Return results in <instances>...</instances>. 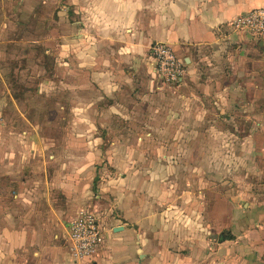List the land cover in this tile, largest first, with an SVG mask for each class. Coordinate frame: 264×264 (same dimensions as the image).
Returning a JSON list of instances; mask_svg holds the SVG:
<instances>
[{"label":"rangeland","instance_id":"1","mask_svg":"<svg viewBox=\"0 0 264 264\" xmlns=\"http://www.w3.org/2000/svg\"><path fill=\"white\" fill-rule=\"evenodd\" d=\"M134 2L140 6L136 30H154L151 7L157 4L155 33L157 39L164 38L170 0ZM78 9L70 0H0V232L5 233L10 216L15 231L26 220L32 226L46 224L45 237L60 239L68 223L84 210L95 216L102 234L104 217L98 207L105 200L98 189L105 176L116 173H130V177L134 173L143 198H150L149 182L158 181L159 202L173 205L163 209L164 216L181 222L180 173H190L191 212H184L190 227L173 224L170 231L173 236L177 229L193 234L188 235L189 241L181 240L186 234L177 235V243L170 244H175L180 259L189 257L188 264H214L213 256L206 257L223 237L235 240L231 228L243 236L256 229L247 224L238 231L234 228L235 217H247L248 203L253 205L251 219L264 212V67L257 69L261 64L255 63L256 74L246 66V58L264 61L262 42L236 27L235 20L222 25L218 34L225 40L218 45L219 53L204 45L193 52L207 56L197 60L194 70L202 84L187 82L173 89L177 86L156 81L151 49L154 44L170 47L183 66L180 57L188 53L160 40L146 45L140 41L101 44L98 41L107 40L106 35L92 34V21ZM95 45H101L100 49L94 50ZM98 56L115 61L116 69L120 65L119 74L126 76L127 95L134 102L127 99L130 106L121 109L122 115H104V123L111 126L107 130L73 129L79 114L74 106L86 104L87 90L80 85H87L86 73L95 68H86L83 60ZM231 58L237 64L230 63ZM251 72L255 74L252 82ZM179 92L191 99L189 112L175 117L184 129L167 135L149 125L140 130L120 128L125 121L154 123L150 97ZM259 93L262 98H257ZM166 101L159 106L164 109ZM175 137H188L190 145L166 142ZM10 160L13 173H19L11 180L2 176ZM164 173H175L167 189L161 182ZM145 246H150L148 240ZM25 252V257L21 250L15 254V264H33L31 251ZM158 261L166 264L165 258Z\"/></svg>","mask_w":264,"mask_h":264},{"label":"crops","instance_id":"2","mask_svg":"<svg viewBox=\"0 0 264 264\" xmlns=\"http://www.w3.org/2000/svg\"><path fill=\"white\" fill-rule=\"evenodd\" d=\"M134 1L70 0L71 5H76L79 8L78 10L82 12V17L92 21L90 26L92 34L101 33L106 35L104 37L107 40L98 41L101 44L111 43L123 46L125 42L132 45L139 41L143 45L148 42H158L160 39H157L155 33V27L158 24L155 16L157 15V4L151 7V10L155 11L150 20V25L154 30L146 28V32H140L135 27L140 6ZM259 8H264V0H170V2H167L166 32L165 37L160 41L169 44L177 52L179 50L189 54L180 57L184 62V73L182 72L184 77L181 78L180 83L175 85L177 88L173 89H178L187 82L201 85L202 77L194 74V70H196L197 60L207 56L194 55L193 52L201 51V47L204 45L209 47L208 49L212 48L213 53H219L222 49L218 45H222V41L225 40L219 37L218 33L222 31L219 30V27ZM235 39L239 38L235 37ZM261 44L264 47V43ZM100 47L101 45H95L94 50L100 49ZM214 47L215 49H213ZM263 47L261 48L263 49ZM97 59H100V62ZM83 61L86 68L90 66L95 68L86 73L87 85H84L85 87L80 85L87 90L84 96L86 104L84 106L80 104L74 106L73 111L79 114L74 118L76 123L73 125V129L107 130L111 126L104 123V115H122L125 111H121V109L126 105L130 106L127 103L130 95H127L126 76L122 77L119 74L120 65H118L117 70L115 61L113 62L110 58L103 60L99 56L87 57ZM229 61L233 65L238 62L233 58ZM255 63L257 65L261 64L258 65L257 69L264 67L263 60L253 61L251 58H246L248 71L254 70V73L258 74V71H255ZM210 65L213 66L214 63L210 61ZM192 72L193 77L189 78L188 75ZM254 73L248 74L251 82L255 81ZM205 84H208V81ZM246 89L247 92L252 90L247 85ZM263 93L264 91H262V95ZM252 96L254 98V93ZM78 98L83 99V96H77ZM164 98L167 101L163 109V105L159 106V103ZM257 98H262L260 93ZM129 100L134 102L133 98ZM150 100L153 101L150 113L151 121L153 120L154 123L145 124L125 121L120 128L140 130L142 127L149 125L150 128L154 127L157 130L165 131L167 135L175 129H184V126H178L179 121L175 120V117L179 116L180 113L184 115L189 112L190 109L187 103L191 100L190 96L181 92L167 97L156 94V96L150 97ZM195 100H198V96ZM144 108L143 105L142 109ZM184 108H187V110L184 111ZM166 142L171 146L178 144L182 146L190 145L188 137H175V141L169 139ZM12 165L13 162L10 160L6 165L7 173H2L3 177L10 180L19 176V173H13ZM198 172L201 175L204 174ZM111 175L114 176L104 177L98 189V194L105 200L101 204L102 207L100 208V205L98 207L103 212L102 216L104 217L102 243L91 259L78 264H160L159 258H165L166 264H188L189 257L180 259L179 254L175 252V244L170 243L176 241L177 235L183 237L184 234L187 237L181 240L189 241L188 235L193 233L184 229H177L175 231L177 235L173 236L170 226L180 224L181 226L190 227L186 224L190 221L188 216H184V212L187 214L191 212V204L189 203L190 173H180L181 185L178 188L181 191V222L172 221L171 218L164 216L163 209L170 210L173 205L169 204L168 201L162 205L159 202L158 181L152 182L151 180L149 182L150 198H143L139 195L140 192L134 179V173L132 177H130V173ZM163 177L165 179L161 180L163 182L162 187L167 189L169 184L174 182L175 173H164ZM155 178H158V176L156 175ZM154 185H156L155 192L152 191ZM36 191L32 190L33 193ZM252 208L253 205L248 203L247 217H235L233 219L235 220L234 228L237 230L247 224L256 227V229L252 230L251 228L248 234L243 236L240 235L238 230V234L233 233L231 228L235 240L232 241L223 237L217 243V247L211 248L213 254H208L206 258L213 256L214 264H264V212L259 215V218L252 216L251 219ZM57 219H59L58 216ZM14 222L13 217L7 216L5 233L0 232V264H15V254L19 250L22 251V257H25L26 250L31 251L33 264H77L72 261L64 240L67 227L60 239L58 236L55 237L58 240L56 241L50 236H46V239L43 233V229L47 228L46 224L39 223L32 226L29 221L22 220L21 230L15 231ZM118 228L122 230L116 232ZM147 240L150 242L149 247L145 246ZM3 243H5L4 252ZM2 257H4V260H1ZM189 264L194 263L191 261Z\"/></svg>","mask_w":264,"mask_h":264},{"label":"built area","instance_id":"3","mask_svg":"<svg viewBox=\"0 0 264 264\" xmlns=\"http://www.w3.org/2000/svg\"><path fill=\"white\" fill-rule=\"evenodd\" d=\"M235 24L258 42L264 43V8L254 9L238 17ZM151 59L156 80L166 86L180 83L183 65L170 47L154 44ZM64 240L74 263L91 259L102 243L100 226L95 216L84 210L80 211L68 223Z\"/></svg>","mask_w":264,"mask_h":264},{"label":"water","instance_id":"4","mask_svg":"<svg viewBox=\"0 0 264 264\" xmlns=\"http://www.w3.org/2000/svg\"><path fill=\"white\" fill-rule=\"evenodd\" d=\"M260 46H262L263 47V45L262 44H260ZM122 229L121 228H118V229H116V232L117 231H121Z\"/></svg>","mask_w":264,"mask_h":264}]
</instances>
